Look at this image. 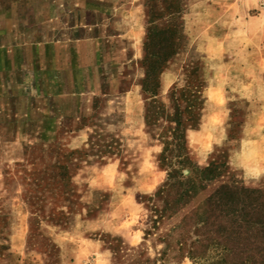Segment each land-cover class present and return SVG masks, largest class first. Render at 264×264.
Returning a JSON list of instances; mask_svg holds the SVG:
<instances>
[{"label":"rangeland","instance_id":"374dc122","mask_svg":"<svg viewBox=\"0 0 264 264\" xmlns=\"http://www.w3.org/2000/svg\"><path fill=\"white\" fill-rule=\"evenodd\" d=\"M81 1L52 54L43 22H0V264H254L256 214L224 204L264 191V0H124L113 22ZM148 48L172 52L154 93Z\"/></svg>","mask_w":264,"mask_h":264},{"label":"crops","instance_id":"0c3cea01","mask_svg":"<svg viewBox=\"0 0 264 264\" xmlns=\"http://www.w3.org/2000/svg\"><path fill=\"white\" fill-rule=\"evenodd\" d=\"M98 1L97 7L101 8L104 12L103 21H115L117 17L116 9L121 5V1L124 0ZM136 1L141 3V0ZM128 2L132 1L129 0ZM83 5L81 0H6L0 2V22L12 23L13 25H15V23L20 25L22 22L31 20L32 23L36 21L43 22L44 26L41 30H44V36L47 38L45 44L47 48L46 51L52 54L54 47L59 46V50L62 51L67 45V42L63 40L65 33H63L62 26L67 16L73 17L77 10H79V7ZM124 6L126 5L122 4L120 8ZM136 17L139 19V16ZM97 22L99 23V21ZM91 23L92 22H82L81 26L95 25ZM34 29L35 27L32 26V32ZM84 40L89 47L96 42V38L94 37L93 39L86 38Z\"/></svg>","mask_w":264,"mask_h":264},{"label":"trees","instance_id":"16d2710c","mask_svg":"<svg viewBox=\"0 0 264 264\" xmlns=\"http://www.w3.org/2000/svg\"><path fill=\"white\" fill-rule=\"evenodd\" d=\"M151 37V33H150ZM172 55V52H162L161 50H152L147 49V56H146V66H147V75L144 80V89L148 92L154 93L156 88V76L157 73L160 72L163 68L164 63L167 59ZM195 102V97L190 99L189 102V113H192V108ZM176 126L172 128L171 136L172 142L167 141L166 148L162 154L163 160H166V153L169 149V145L171 143H175L178 146V149L184 150L186 149L184 145V134L182 131V127L184 125L183 120L179 117V114L173 116ZM195 119V118H194ZM189 120H193L192 115L189 116ZM186 154L184 155V158ZM177 169H172L170 175L175 176L177 173ZM212 172V168L208 167L207 169L202 171L204 176H208ZM227 196L225 200V206L227 215H230L232 220L231 223L234 221V217L238 215V212L241 215V219L243 216L245 218L253 212L256 214L255 223L260 225L262 232L259 233L258 236L255 237L254 240V248L256 249L255 254L251 257H248L245 261L252 262L254 264H264V191L261 189H247L242 188L239 191L236 189L227 190ZM240 204V205H237ZM248 223L250 220L245 219ZM250 225V223H248ZM233 226V224H232ZM231 226V227H232Z\"/></svg>","mask_w":264,"mask_h":264}]
</instances>
